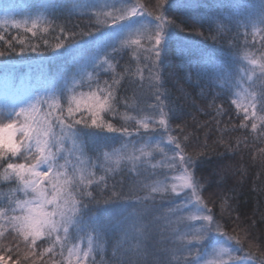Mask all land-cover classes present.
Instances as JSON below:
<instances>
[{
  "label": "snow or ice",
  "instance_id": "obj_1",
  "mask_svg": "<svg viewBox=\"0 0 264 264\" xmlns=\"http://www.w3.org/2000/svg\"><path fill=\"white\" fill-rule=\"evenodd\" d=\"M165 5L172 7L169 0H158L155 12L142 0H111L100 5L91 0L74 5L81 15L95 18L99 42L112 41L110 51L89 58L92 71L84 69L63 87L0 108V187L8 188L0 193V240L22 239L28 249L25 259L51 254V264H264V246L256 242L259 238L250 239L243 228H233L231 233L225 230L205 198L213 184L225 180L227 166L204 174L210 161L208 145L191 153L187 150L191 134H174L171 127L172 120L181 119V99L190 96L184 87L191 86L190 77L183 84L175 77L176 95L168 89L161 65L169 44L174 43L176 54L189 61L193 50L180 36L183 29L178 32L180 26L166 14ZM34 7L35 15L23 13L20 19L9 16L6 9L0 33L16 29L26 37L53 29L59 35L52 51L71 49L65 40L76 33L49 18L57 6ZM214 30L213 39L229 45L232 59L225 61L200 51L196 86L201 88L202 99H207L203 96L205 79L210 96L214 89L215 97L229 96L230 103L243 113L240 128L249 127L247 121H252L255 133L257 121L264 124V0L257 14L231 16L217 22ZM85 34L96 35L91 30L80 33ZM241 38L243 47L237 43ZM0 41L4 44L0 57L6 51H17L14 42L22 45L20 55L25 47L30 51L38 47L24 46L25 39L16 36L6 39L0 34ZM126 48L137 61L133 75L141 93L134 92L131 99L118 98L128 70L118 73L114 64ZM141 59L151 65L148 101L143 99ZM101 72L111 73V82L101 83ZM120 103L125 111L117 127L107 117L119 111ZM208 107L215 108L217 117L224 114L223 105H216L214 99ZM176 127L184 132L181 125ZM114 133L128 137L119 148L115 147L117 137L110 135ZM133 135L138 138L135 142ZM123 172L132 177L131 183L116 180V174ZM157 200L167 212L160 211ZM227 204V198L221 197L222 213ZM40 240L45 244L38 253Z\"/></svg>",
  "mask_w": 264,
  "mask_h": 264
},
{
  "label": "trees",
  "instance_id": "obj_2",
  "mask_svg": "<svg viewBox=\"0 0 264 264\" xmlns=\"http://www.w3.org/2000/svg\"><path fill=\"white\" fill-rule=\"evenodd\" d=\"M91 2V0H0V19L7 14L15 15L16 19L21 18L23 13L36 14L37 9L34 7L40 4L56 5L55 12L49 16L54 18L56 24L65 26L68 30L74 31L76 35L73 38L65 40V45L72 44V48L67 52L60 49L59 52H53L51 45L57 43L56 36L58 32L49 29L47 33L38 32L36 36L31 33H23L18 35L16 29H9L7 32L0 33L5 35L6 39H12L16 36L17 39H25V45H36V51H30L25 47L23 55L19 54V49L22 45L14 42L15 52L8 53L0 57V78H13L17 81L29 79L28 88L16 90L14 93H4L0 97V108L17 104L19 95L22 94L23 100L31 98L33 95H45L51 91L63 87L66 83H70L72 79L81 73L84 69L91 72L90 63L91 57L103 56L105 51H110L112 41L104 43L99 42V34L95 23V18L90 17V14L81 15L79 10H74V5H82ZM97 5L111 0H94ZM149 11H156L158 0H142ZM260 0H169L172 7L165 5L166 14L169 18L183 29L180 36L184 42L192 47L193 55L189 61L186 57H180L176 54V45L169 44L166 50V58L161 65L162 75L167 82V87L170 91L179 95L176 92V79L178 75L183 84L184 78L190 77V84L184 85L190 96L185 100L181 99L182 112L178 113L181 119L171 121V127L174 129V134L185 135L191 134L188 141V151L194 153L200 149L205 143L210 151L209 165L202 170L204 174L217 169L219 165L227 166L225 180L219 185L213 184L210 191L205 192V198L209 200L210 206L215 213L216 218L223 223L225 230L232 232L233 228L246 229L253 237H258L256 241L264 246V135H261V130L264 129V124L257 121V130L255 133L251 130L252 121H247L249 127L240 128L243 122L241 117L242 112H238L234 105L230 103V97L226 94H221L215 97V89L212 95L207 91V79L203 80L205 90L203 96L207 99H202L201 88L197 87V78L199 74L198 63L200 51L206 52L215 57H222L225 61H231L232 53L229 50V45L222 40L213 37L215 33V25L217 22L227 20L231 16H253L258 13V5ZM240 5V7H237ZM51 12L47 10L45 14ZM91 30L94 36L83 35ZM110 31V29H102ZM243 31V30H242ZM61 39H64L63 37ZM48 44L45 45L44 41ZM237 43L243 47V39H239ZM259 42L257 41V46ZM147 46V45H146ZM0 50H4L3 41H0ZM165 54L162 53V57ZM116 71L124 73L127 69V74L124 80L121 81L118 88V98L133 97L134 92L140 95V89L137 87L136 77L133 75L137 68V61L133 58L130 49H124L120 52L114 61ZM139 67L144 70L145 79L148 76V65L144 59L139 62ZM111 73L101 72V83L104 80L111 82ZM8 94L9 97L5 96ZM14 98V99H13ZM143 99L148 101L150 94L145 85ZM214 99L216 105H223L224 114L220 117L216 116L215 108L208 107V104ZM146 107V105H143ZM119 111L114 116L107 117L111 122L120 127L123 123L121 114L125 111L123 103L118 105ZM130 111V110H129ZM219 120V124L217 123ZM181 125L184 132L181 133L177 125ZM226 127V130H225ZM218 129L222 130L218 131ZM117 137L115 147H121V141H127L128 137L122 136L120 133L110 134ZM142 135H145L142 133ZM138 138L133 135L132 140L135 142ZM223 141L222 143L220 141ZM230 146V147H229ZM91 155V153H90ZM19 159V157H17ZM94 159V158H93ZM117 181H123L125 184L131 183L132 177L123 172L116 174ZM112 181H110L111 183ZM7 186L0 187V193H6ZM221 197H226L228 204L223 213L221 212ZM163 202L156 201V205L160 208ZM160 211L167 212V207L160 208ZM237 217L239 219L237 220ZM253 222H255L253 224ZM7 235V234H6ZM243 233H241V236ZM19 243V248H17ZM45 242L40 240L37 242V252L41 251L42 245ZM245 246L246 243H245ZM106 255L110 256L111 241L106 242ZM12 250L9 251L8 249ZM28 249L25 248L22 239L17 240L11 237L0 240V255L4 256L5 262L8 264H46L49 261V256L40 259L38 256L31 255L25 259V254ZM58 260L59 257H53ZM99 259V258H98Z\"/></svg>",
  "mask_w": 264,
  "mask_h": 264
},
{
  "label": "rangeland",
  "instance_id": "obj_3",
  "mask_svg": "<svg viewBox=\"0 0 264 264\" xmlns=\"http://www.w3.org/2000/svg\"><path fill=\"white\" fill-rule=\"evenodd\" d=\"M142 43H144L145 46L147 45V41H143ZM144 61L146 62V65H148L149 67L151 66L149 61L147 60H144ZM29 82H30L29 79H25L24 81L22 80L17 81L16 79H13V78H0V97H1V94L7 93V92L14 93L16 90L20 91V90H23L24 88H28ZM145 85L147 86V78L145 79ZM9 95L11 94H8V95L5 94V96L7 97H9ZM33 96H34L33 93H31V97ZM23 101L24 100L21 94L19 95V98L17 99V104H20ZM157 201H160V200H157ZM242 254L243 253H241V255ZM0 264H8V263L2 260L0 261Z\"/></svg>",
  "mask_w": 264,
  "mask_h": 264
}]
</instances>
